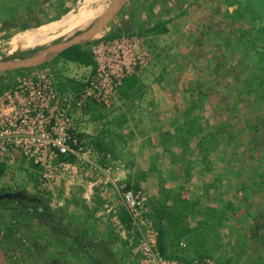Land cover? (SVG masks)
Returning a JSON list of instances; mask_svg holds the SVG:
<instances>
[{
  "label": "rangeland",
  "instance_id": "rangeland-1",
  "mask_svg": "<svg viewBox=\"0 0 264 264\" xmlns=\"http://www.w3.org/2000/svg\"><path fill=\"white\" fill-rule=\"evenodd\" d=\"M82 1L0 0V60L75 37L112 0L87 26L25 47ZM120 35L135 37L140 62L108 106L90 103L79 111L84 138L108 158L116 185L90 177L62 181L51 197L26 187L31 180L18 168L1 176L0 188L45 197L53 222L90 235L95 244L81 243L91 264H138L122 185L146 196L145 216L159 222L164 250L179 252L187 264L205 258L246 264L252 256L237 261V243L248 242L255 224L249 215L264 203V0H123L81 47L91 58V44ZM93 66L49 54L39 64L0 71V94L39 69L57 90L74 93ZM24 207L0 204V244L10 264H29L28 243L41 234L63 255L81 258L71 236L20 217Z\"/></svg>",
  "mask_w": 264,
  "mask_h": 264
},
{
  "label": "built area",
  "instance_id": "built-area-1",
  "mask_svg": "<svg viewBox=\"0 0 264 264\" xmlns=\"http://www.w3.org/2000/svg\"><path fill=\"white\" fill-rule=\"evenodd\" d=\"M135 40L120 35L106 43L91 44L94 66L74 93L57 90L51 76L39 69L0 94V162L6 171L19 168L30 178L34 191L51 197L62 181L90 177L101 179L104 185H116L118 177L108 158L78 130L79 111L90 103L110 104L115 88L140 62ZM121 188L120 201L135 243L131 252L137 255L138 264H187L178 255L160 251L159 225L145 216L143 192L124 185ZM190 264L214 263L205 258Z\"/></svg>",
  "mask_w": 264,
  "mask_h": 264
},
{
  "label": "crops",
  "instance_id": "crops-1",
  "mask_svg": "<svg viewBox=\"0 0 264 264\" xmlns=\"http://www.w3.org/2000/svg\"><path fill=\"white\" fill-rule=\"evenodd\" d=\"M104 1L105 0H83L81 5L77 9L69 11L67 15H65L63 18L56 19V21L53 24L41 29L40 34L36 39L37 42L34 41L36 43H33L32 45L48 42L49 40H51L56 36L69 35L75 30L87 26L105 9ZM94 2H98L96 6H94L93 4ZM97 8H101V9L97 12H94V10ZM64 21L65 23L62 24V22ZM30 45L31 43L25 45V47H28ZM81 127L82 125L80 124V118H79L78 130L83 135V131L81 130ZM26 187L31 188L32 185L28 184ZM260 204H261L260 205L261 210L258 211V214H254L255 216L249 215L250 222H252V220L255 219V224L253 225V229L251 228L250 229L251 231H249L247 234L248 242H243L242 246H240L239 242L237 243V247H238L236 254L238 257L237 261H239L240 255L241 256L248 255L250 257L252 256V258L249 261H247L246 264H264V257H262L264 256V252H263L264 251V203H260ZM237 234L243 235V233H239V232ZM88 236L90 237V235ZM37 239H39V243H37ZM53 240H54L53 238L51 237L48 238L44 234L36 235V237L34 236V238L31 239L30 242L28 243L29 254H30L28 258V263L29 264H91L90 256H88L86 253H83L81 249H80L81 258L75 259L70 255H63L62 253H60L56 241L53 242ZM130 241H131V234H130ZM159 242H160V237H159ZM159 242H158V247L161 252L163 250L162 253L167 254L169 256L175 255L173 253L171 254L169 249L164 250L163 245L162 244L160 245ZM180 242L181 239L178 240V247L176 246L179 250L180 248H182ZM129 245H131V242L129 243ZM0 247L3 249L1 244ZM166 247H168V243H166ZM177 254L181 255L179 252H177ZM129 255H130L129 256L130 260H132L131 253ZM137 258H138L137 255L133 254V260L136 263H138ZM234 264H239V262L238 263L236 262Z\"/></svg>",
  "mask_w": 264,
  "mask_h": 264
},
{
  "label": "water",
  "instance_id": "water-1",
  "mask_svg": "<svg viewBox=\"0 0 264 264\" xmlns=\"http://www.w3.org/2000/svg\"><path fill=\"white\" fill-rule=\"evenodd\" d=\"M123 0H112L108 6L106 7V10L102 15L98 17V19L92 23L87 29L79 33L73 38L54 42L37 53L18 58V59H8V60H0V71L9 70V69H17V68H24V67H30L36 64H39L42 62V60L49 54L53 53H59L66 47L83 43L87 40H89L97 31H99L101 28L104 27V25L107 23L109 17L111 16L114 9L121 3ZM7 199V200H22L27 202H42V197L38 195H28L24 190L22 189H6L4 191H0V201ZM0 264H10L5 256V253L3 249L0 247Z\"/></svg>",
  "mask_w": 264,
  "mask_h": 264
},
{
  "label": "trees",
  "instance_id": "trees-1",
  "mask_svg": "<svg viewBox=\"0 0 264 264\" xmlns=\"http://www.w3.org/2000/svg\"><path fill=\"white\" fill-rule=\"evenodd\" d=\"M58 54L62 58L66 59L68 61L77 62V63L84 64V65L92 64V60H91L88 52H86L81 47V43L70 45V46L66 47L65 49H63L62 51H60ZM5 171H6L5 164L0 162V178L5 173ZM6 189L7 188H0V191H4ZM8 189H11V188H8ZM41 197H42V202H40V203H38V202H31L30 203L27 201L16 200V199H14V200L4 199V200L0 201V204H2L3 202H17V201L22 202V204H25L26 207L18 209V214L20 217L25 218L26 216H33V217H37V218L41 219L44 223L50 224L55 232L65 233L68 236H71L74 243L77 244V246L83 251V253H86V249L83 247L81 242L85 241V242H87L88 245L95 244L91 241V239H88L89 238L88 234L84 233V231H82L80 229L67 230V229H65L64 225L60 221L53 222L50 219L51 216H50V213L48 212V211H50V207L47 203V199L43 196H41ZM15 217L16 216H14V218ZM124 219H125V217H124ZM159 231L161 232L160 229H159ZM37 243H39V239H37ZM86 254H88L91 257V259H93L92 255H90L88 252Z\"/></svg>",
  "mask_w": 264,
  "mask_h": 264
},
{
  "label": "bare ground",
  "instance_id": "bare-ground-1",
  "mask_svg": "<svg viewBox=\"0 0 264 264\" xmlns=\"http://www.w3.org/2000/svg\"><path fill=\"white\" fill-rule=\"evenodd\" d=\"M100 9H101V8H97V9L94 10V12H97V11H99ZM100 14H101V13H100ZM100 14H99V15H100ZM99 15H98V16H99ZM92 22H93V21H92ZM64 23H65V21L62 22V24H64ZM30 46H34V45H30ZM28 47H29V46H28ZM27 49H28V48H27ZM20 51H21V50H20Z\"/></svg>",
  "mask_w": 264,
  "mask_h": 264
},
{
  "label": "flooded vegetation",
  "instance_id": "flooded-vegetation-1",
  "mask_svg": "<svg viewBox=\"0 0 264 264\" xmlns=\"http://www.w3.org/2000/svg\"><path fill=\"white\" fill-rule=\"evenodd\" d=\"M12 189V188H11ZM15 190H17V189H15Z\"/></svg>",
  "mask_w": 264,
  "mask_h": 264
}]
</instances>
